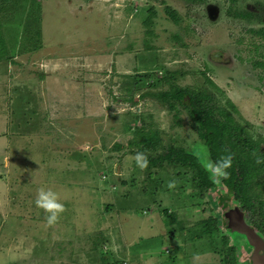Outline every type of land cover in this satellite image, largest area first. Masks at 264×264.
<instances>
[{
    "label": "rangeland",
    "instance_id": "1",
    "mask_svg": "<svg viewBox=\"0 0 264 264\" xmlns=\"http://www.w3.org/2000/svg\"><path fill=\"white\" fill-rule=\"evenodd\" d=\"M9 4L0 1V16L21 12L5 22L10 38H21L16 63L0 64V74L6 72L0 99L15 133L11 151L0 153V264H225L219 246L197 235L210 217L230 238L223 250L235 247L236 263L250 264L246 237L226 231L220 194L196 186L198 171L153 164L162 148L143 152L129 143L143 126L159 130L164 146L184 148L202 172L217 161L184 106L188 98L173 108L164 101L171 85L202 90L208 104L230 100L238 122L264 138V69L253 65L264 61V39L254 32L264 28V0ZM24 30L35 43L23 41ZM3 46L0 40V54ZM176 71L171 84L163 83L166 72ZM203 123L216 130L207 118ZM137 153L147 158L143 169ZM221 180L213 179L224 193ZM41 187L64 206L51 225L35 205ZM257 192L251 210L234 197L229 206L264 239V185Z\"/></svg>",
    "mask_w": 264,
    "mask_h": 264
},
{
    "label": "trees",
    "instance_id": "2",
    "mask_svg": "<svg viewBox=\"0 0 264 264\" xmlns=\"http://www.w3.org/2000/svg\"><path fill=\"white\" fill-rule=\"evenodd\" d=\"M5 3L7 7H11L9 4L12 0H0ZM198 2L201 0H191ZM233 2L237 0H231ZM1 10H4V6L0 5ZM8 13L0 16V40L3 41L4 48L3 54H0V61H11L16 63V53L14 44L19 41L21 36L16 40V36H12L7 33V27L9 23L14 22L15 18L13 15L21 13L20 11L6 10ZM168 14L174 16L172 9L168 8ZM240 17L248 18L250 17L249 13L238 14ZM13 16V17H12ZM148 21H145V26L152 22V17H146ZM25 31V30H24ZM257 36L264 39V28L254 31ZM26 41L35 43L34 37L29 35L28 31H25ZM37 42V41H36ZM21 43L17 46H20ZM35 45V44H34ZM24 51L34 50L37 48L35 45L34 49L23 47ZM254 67H262L264 69V61L255 62ZM178 74L176 72H166L162 78L163 83H172L170 80H174L173 75ZM206 80L213 86H216L209 77ZM137 84V83H135ZM135 87V86H134ZM137 89V87H136ZM220 91V89L217 87ZM128 93L134 92V89L128 87L126 89ZM161 96L164 98V101L168 107H175L178 103L184 104L185 98H188V104H184L185 107H188L192 117L195 121L201 124L200 129V138L204 141L205 145L209 148L210 153L215 155L216 160H220L224 156L230 155L232 158L231 167L227 170L229 173L228 178L221 180V185L224 189V193H219L218 186L210 177L209 173L205 170L202 172L198 166H196L191 158L188 156L186 150L182 147L169 146L166 147L163 145V140L160 137L159 130L155 129H146L145 127H138L134 132L133 139L130 141L129 145L138 147L140 151H158L160 148L163 149V153L159 154L156 158L151 157L150 161L153 164H158L159 166L164 165L163 163H168L170 166H189L198 171L197 181L195 180L196 186L205 191H214L218 193L219 205H221L224 210H227L229 206V200L234 197L237 200L239 199L242 204H244V210H251L252 199H257L258 194L257 189L264 185L263 181H258L260 178L259 175L264 177V152L261 151V144L264 141V138L256 139L253 133L250 130L244 128L235 116L237 113V107L230 100H226L224 104L217 101V103L208 104L206 100L209 99V96L205 94L202 90H182L180 87L171 85L170 89L164 91ZM135 96H132V101ZM24 101V100H22ZM229 106V107H228ZM207 118L209 123L215 127L216 130L210 129L207 124L203 123V119ZM244 155V156H243ZM259 161V162H258ZM197 167V168H196ZM197 176V175H196ZM263 180V178H262ZM258 186V187H256ZM202 196V194L200 195ZM169 219L175 216V213H168ZM223 224L227 232L231 230L227 227L225 219H223ZM200 232L197 234L199 239L208 238L209 243L208 247L214 245L219 246V249L215 247V250L223 256L225 264H237L235 260V247H229L224 249L229 243L230 238L228 236H220V222L219 219L210 217L209 219H204L200 222ZM209 234V235H208ZM240 236H244L239 234ZM248 246L250 244L247 242ZM222 245V246H221ZM221 246V247H220ZM252 248V247H251ZM223 250V251H222ZM252 264V262L250 263Z\"/></svg>",
    "mask_w": 264,
    "mask_h": 264
},
{
    "label": "clouds",
    "instance_id": "3",
    "mask_svg": "<svg viewBox=\"0 0 264 264\" xmlns=\"http://www.w3.org/2000/svg\"><path fill=\"white\" fill-rule=\"evenodd\" d=\"M136 164L139 168L143 169L147 166V158L142 153H137L134 157ZM259 162V161H258ZM232 158L230 155L222 157L215 162H209L206 165V170L212 176L213 179H227L229 176L228 169L231 167ZM173 185L170 184L169 187ZM35 205L37 208L42 209L48 213L47 223L53 224L60 213L64 211V206L59 202V196L51 189L41 187L37 190Z\"/></svg>",
    "mask_w": 264,
    "mask_h": 264
},
{
    "label": "water",
    "instance_id": "4",
    "mask_svg": "<svg viewBox=\"0 0 264 264\" xmlns=\"http://www.w3.org/2000/svg\"><path fill=\"white\" fill-rule=\"evenodd\" d=\"M224 215L227 227L233 232L244 235L253 248V252L250 255L252 264H264V254L262 252L264 240L255 229L247 223L245 214L238 207H229Z\"/></svg>",
    "mask_w": 264,
    "mask_h": 264
},
{
    "label": "crops",
    "instance_id": "5",
    "mask_svg": "<svg viewBox=\"0 0 264 264\" xmlns=\"http://www.w3.org/2000/svg\"><path fill=\"white\" fill-rule=\"evenodd\" d=\"M5 61H0V64ZM1 66V65H0ZM6 77V72L5 74H0V86H2V83L4 82V78ZM6 84V83H5ZM6 89V85H4ZM2 87H0L1 89ZM2 90V89H1ZM1 95H3L1 93ZM8 118V117H7ZM6 118V103L0 99V153H8L12 149V139L14 137V134L12 132V126L10 123V119ZM12 127V128H11ZM10 149V150H9ZM0 188H5V187H0ZM4 189H1L3 191ZM4 192V191H3ZM69 263L75 264V262H72L71 259H69Z\"/></svg>",
    "mask_w": 264,
    "mask_h": 264
},
{
    "label": "built area",
    "instance_id": "6",
    "mask_svg": "<svg viewBox=\"0 0 264 264\" xmlns=\"http://www.w3.org/2000/svg\"><path fill=\"white\" fill-rule=\"evenodd\" d=\"M111 264H130V262L128 260H119V261L113 262Z\"/></svg>",
    "mask_w": 264,
    "mask_h": 264
},
{
    "label": "flooded vegetation",
    "instance_id": "7",
    "mask_svg": "<svg viewBox=\"0 0 264 264\" xmlns=\"http://www.w3.org/2000/svg\"><path fill=\"white\" fill-rule=\"evenodd\" d=\"M263 239V238H262ZM264 240V239H263ZM264 247V246H263ZM251 254H252V252H253V248H251ZM262 252H263V254H264V248H262Z\"/></svg>",
    "mask_w": 264,
    "mask_h": 264
}]
</instances>
